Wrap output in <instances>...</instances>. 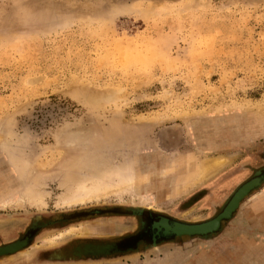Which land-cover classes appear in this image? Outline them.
I'll return each mask as SVG.
<instances>
[{"label": "rangeland", "instance_id": "obj_1", "mask_svg": "<svg viewBox=\"0 0 264 264\" xmlns=\"http://www.w3.org/2000/svg\"><path fill=\"white\" fill-rule=\"evenodd\" d=\"M263 99L264 0H0V200L27 185L47 203L0 208V246L34 219L55 222L0 264H74L57 251L137 233L126 212L136 194L157 215L213 218L264 168V113L253 107ZM220 157L227 165L201 178L205 159ZM123 166L147 176L136 193L56 206L80 176ZM79 225L78 237L43 245ZM87 260L264 264V181L210 239L77 261Z\"/></svg>", "mask_w": 264, "mask_h": 264}, {"label": "bare ground", "instance_id": "obj_2", "mask_svg": "<svg viewBox=\"0 0 264 264\" xmlns=\"http://www.w3.org/2000/svg\"><path fill=\"white\" fill-rule=\"evenodd\" d=\"M253 107H256L260 112L264 113V99L258 103H254ZM224 158H226V157H224ZM224 158L220 157V158L205 159V161L202 163V167L200 168L201 169V174H200L201 178H203V179L208 178V177L212 176L214 173L221 170L225 165H227L228 160L226 161V159H224ZM129 165H131V164H129ZM78 168L83 170L82 166H80ZM78 168H76V169H78ZM73 169L71 171H73ZM81 170H77V171L75 170V173L78 171L80 172ZM70 172H68V173H70ZM82 172H81V175L83 174ZM97 172L98 171L96 170V172L94 174L91 173L92 175H87V176L84 174L86 177H83L84 175H82L80 177L78 176L81 179H77L78 183H77L76 188L68 189L66 192L63 193V195L61 194V196L58 197V199L56 201V206L57 207H63V206L70 207L72 205L90 202L94 199H96V200H99L101 198L103 199L104 197H108L109 195H114V196L121 199L122 196H124L126 194L136 193V188L138 189V186H140L139 184L143 183V181H145L147 179L146 175H144L142 173L139 175H136L135 172H133V169H131V167H129V169L128 168L124 169V166H123V169L121 167V169L119 171H116L115 173H108L107 175H103V173L100 171L98 173ZM68 173H67V176H68ZM256 174H257V171H256ZM77 175H79V173H77ZM134 175L137 176L138 178L137 177L135 178ZM72 177H70V178L72 179ZM70 178L68 179V181L69 180L71 181ZM77 180H76V182H77ZM246 182L243 184L248 185V183H250L249 181H246ZM241 186H239V187L242 188ZM22 189H23L22 191H20L19 193H16L14 196L12 195L7 199H1L0 200V208H3V209H6L8 207L25 208L26 206L28 207V206H34V205H36V206L38 205V208H42V207L46 206L47 203H46L44 195L42 193L32 190V188L27 186V185H24ZM147 189L149 190L150 188H147ZM147 189H145V190H147ZM236 194L235 195L232 194L230 196L232 199L229 198L227 200V202L222 206L221 209H223L224 207L226 208L230 204V202L234 199ZM134 196H135L136 200L134 198L132 208H133V210H137V211L138 210L139 211H143V210L145 211L144 212L145 219L147 221H149V220L151 221L148 223V225H152L153 222H156L155 224H156V228L158 230L160 229V230L166 231V232H169L170 230H172V227L168 226L167 221H164V220L160 221V219H157L156 217L151 216V215H157L152 211V209H150V208L154 209L157 207L156 201L154 199H152L151 197L149 198L148 196H145V195L140 196V195L136 194ZM144 206H149V207H148V209L145 207L146 208L145 209ZM168 218H170V217H168ZM181 222L188 223V224H199V223H201V222L189 223V222H184V221H181ZM35 227L36 226L31 227L30 230L28 229L26 231V234L24 235V237L20 238L19 240L15 241L13 243H9V244H5V245L0 246V253H2L4 251V248H6V246L8 247L9 245L11 246V245L19 242V244L16 247V251L12 252L14 255H12L11 253L0 254L2 259H7L10 257H13L16 255V253L18 254V253L24 252V251L28 250L30 247H32V244H30L29 242L33 238L34 232H32V231L35 229ZM187 229H190V228H187L184 226H179V228H178V230H187ZM80 232H81V225L71 226V228H69L68 230L63 231V232H61L55 236H52V237L45 239L43 241V245L44 246H52L53 244H56L59 240H62L64 237L66 238L67 236L77 235V237H78ZM148 235H150V232L148 233ZM122 237H125V236H122ZM108 242L109 241H107L106 243L101 242V241L78 242L75 245H72L71 248H69L68 254L72 257L74 256V254H77L78 256L77 257L75 256V258H77V259L83 258L80 260L95 259L98 257H92V256H88V255L84 256L83 254H86L89 252L91 253V252H99V251L109 250L112 246L111 244L113 243V241L110 243H108ZM152 247L154 249H156V248H158V245L154 244V245H152ZM138 253L135 252L134 256H137ZM7 254H11V255H7ZM4 255H5V257H3ZM99 257H102V256H99ZM85 263L90 264V263H96V262H94L93 260H87V261H77L76 260V261H74V264H85Z\"/></svg>", "mask_w": 264, "mask_h": 264}, {"label": "water", "instance_id": "obj_3", "mask_svg": "<svg viewBox=\"0 0 264 264\" xmlns=\"http://www.w3.org/2000/svg\"><path fill=\"white\" fill-rule=\"evenodd\" d=\"M248 181L250 182L248 183V185L243 184L241 186L242 188L239 187L240 189L238 188L233 193V195H235L236 193L237 194L234 197V199L230 202V204L228 206L226 205L227 206L226 208L224 207L223 209H220V211L213 218L206 220L204 222H201L199 224L183 223L179 220L168 218L165 215H151L152 217H156L157 219H160V221L161 220L167 221L168 226L172 227V230H170L169 232L162 231L160 229L158 230L156 228V224H155L156 222H153L152 225H148V223L151 221L150 220L147 221L145 219L144 210L137 211V210H133V208L126 210L128 214L134 215L139 219L140 224L138 226V232L133 235L120 237L116 239L111 244L112 246L109 250L91 252V253L89 252L83 255L84 256L88 255L92 257H99V256L109 257L117 253L119 254H129L130 253L131 254V253L139 252V250H141L143 247L147 249L149 248L151 249L153 248L152 245L154 244H157L159 247L165 243H171L178 239H185V238H189V239L190 238L192 239L200 238V239H206V240L210 239L216 236L217 234H219L223 230L224 223L228 222L234 217L237 210L239 209L241 202L247 196H249L253 190L257 189L262 184V182L264 181V168L259 170L257 174H255V176H253ZM93 214H95V216L99 215L101 214V211H95ZM54 223L55 222H49L46 224L34 225L36 227L32 231L34 232L33 238L35 236L36 231L44 227H49L53 225ZM179 226H184L190 229L178 230ZM149 232H150V235H148ZM33 238L29 242L30 244L32 243ZM18 244L19 242L11 246L9 245L8 247L6 246V248H4V251L0 254L11 253L12 255H14L12 252L16 251V247ZM11 254H7V255H11ZM75 256L77 257L78 255L74 254L73 257L75 258ZM3 257H5V255Z\"/></svg>", "mask_w": 264, "mask_h": 264}, {"label": "flooded vegetation", "instance_id": "obj_4", "mask_svg": "<svg viewBox=\"0 0 264 264\" xmlns=\"http://www.w3.org/2000/svg\"><path fill=\"white\" fill-rule=\"evenodd\" d=\"M256 171L258 172L259 171V169H257V170H255V172L254 173H256ZM243 202V201H242ZM242 202H241V204H242ZM241 206V205H240ZM37 224H45V222H43V221H41V220H39V219H34L32 222H31V224H30V226L31 227H33L34 225H37ZM30 226H29V228H30ZM91 241H102V240H91ZM72 246L70 245V246H68L67 248H65L64 250H60V251H57V253L59 252V254L57 255V257L56 258H61V259H64V260H80V259H83V258H74V257H72V256H70L69 254H68V250H69V248H71Z\"/></svg>", "mask_w": 264, "mask_h": 264}]
</instances>
